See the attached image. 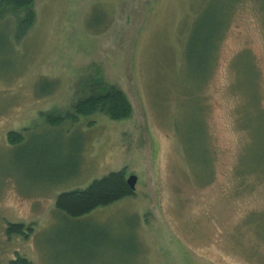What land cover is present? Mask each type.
Here are the masks:
<instances>
[{"label": "rangeland", "instance_id": "374dc122", "mask_svg": "<svg viewBox=\"0 0 264 264\" xmlns=\"http://www.w3.org/2000/svg\"><path fill=\"white\" fill-rule=\"evenodd\" d=\"M94 80L125 95L128 118L40 116L70 112ZM250 153L264 164V0L2 12L0 264H264V169ZM120 170L132 196L77 218L56 210L59 194Z\"/></svg>", "mask_w": 264, "mask_h": 264}, {"label": "trees", "instance_id": "16d2710c", "mask_svg": "<svg viewBox=\"0 0 264 264\" xmlns=\"http://www.w3.org/2000/svg\"><path fill=\"white\" fill-rule=\"evenodd\" d=\"M32 4V0H0V18L2 12L7 8L28 9ZM34 16L31 11H27L24 18L18 21L15 35L19 37L23 35L31 26ZM97 110L102 111L111 120H123L130 116L131 107L125 95L114 86H106L99 80H94L89 85V94L83 99H79L72 106L70 112L54 115L52 112L41 113L44 121L53 126L61 124L63 121H75L78 116H90ZM261 122L254 127L255 130ZM255 138V137H254ZM10 143H16L21 139L19 133L9 134ZM250 159L255 167L264 169L263 162ZM133 195L126 182L125 170L111 172L90 183L83 190L77 189L59 194L55 199L56 210L64 213L68 217L77 218L88 214L92 210L100 206H107L118 200ZM25 230L21 224H8L6 234H25ZM8 264H31L26 258L19 255L10 260Z\"/></svg>", "mask_w": 264, "mask_h": 264}, {"label": "water", "instance_id": "95a60500", "mask_svg": "<svg viewBox=\"0 0 264 264\" xmlns=\"http://www.w3.org/2000/svg\"><path fill=\"white\" fill-rule=\"evenodd\" d=\"M126 182L128 184V186L130 187L131 190H134V185L136 182V177L133 175H130L129 177H127Z\"/></svg>", "mask_w": 264, "mask_h": 264}]
</instances>
